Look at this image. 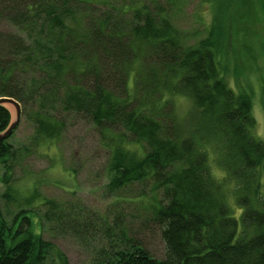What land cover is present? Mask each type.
<instances>
[{"label":"trees","instance_id":"16d2710c","mask_svg":"<svg viewBox=\"0 0 264 264\" xmlns=\"http://www.w3.org/2000/svg\"><path fill=\"white\" fill-rule=\"evenodd\" d=\"M213 1L208 35L190 45L175 18L183 0H0V97L21 103L33 144L58 142L84 120L110 155L105 190L118 208L100 216L104 241L90 264H264V140L254 133L252 95L228 80L247 0ZM177 96L190 102L186 122L171 109ZM12 121L0 104V133ZM9 139L0 140V264H68L43 226L69 217L84 227L95 212L73 216L55 199L36 202L37 189L20 201L16 161L29 147ZM125 201L145 204L164 258L130 235Z\"/></svg>","mask_w":264,"mask_h":264},{"label":"rangeland","instance_id":"374dc122","mask_svg":"<svg viewBox=\"0 0 264 264\" xmlns=\"http://www.w3.org/2000/svg\"><path fill=\"white\" fill-rule=\"evenodd\" d=\"M214 2L217 1L183 0L181 3L175 18L178 26L188 36L187 41L190 45L208 35L210 23L214 18ZM263 3L264 0H247L244 4L247 18L241 23L238 34L236 31L231 36L236 51L231 55L235 61L230 66L236 74L231 70L228 80L236 91L246 90L252 95L253 115L256 118L254 133L264 140ZM249 10L251 13H248ZM130 84L133 87L131 82ZM6 107L10 109L14 118L15 107L10 104ZM190 108L189 100L182 99L181 96L172 99L171 109L176 110L175 118L179 123L189 120V118L186 120V112ZM34 132V124L22 114L19 126L9 139L17 148L29 147L27 153L16 161V194L20 201H24L25 197L37 189L35 191L41 194L36 202L41 198L55 199L73 216L77 213L82 215L83 207L92 213L95 212L94 218L87 221V226L81 227L80 223H75L68 217L65 226L47 222L42 232L45 238L55 243L67 256L68 264H90L95 258L96 249L104 241V225L100 216H106L107 213L115 214L118 208L115 207V198L105 190L109 182L110 160V155L103 146L105 142H102L96 127L88 125L84 120L74 121L58 142L45 140L41 145H35ZM138 146L140 144L130 145L131 149ZM208 151L214 175L218 180H223L226 172L218 161V151L214 147ZM224 183L229 204L236 214L235 217L241 222L242 209L233 197L234 184L228 180ZM141 188L139 186L138 190L133 191L131 196L135 197L130 198L140 200L137 195ZM143 206L144 203L125 201L119 209L125 215L124 221L129 226L130 235L139 239L155 257L164 258L166 244L161 229L148 221L149 213ZM14 207L18 208V204ZM41 210L43 211L42 206L37 213ZM111 221L114 222L113 217ZM39 228L41 229V226L38 224Z\"/></svg>","mask_w":264,"mask_h":264},{"label":"water","instance_id":"95a60500","mask_svg":"<svg viewBox=\"0 0 264 264\" xmlns=\"http://www.w3.org/2000/svg\"><path fill=\"white\" fill-rule=\"evenodd\" d=\"M6 103L13 104V106L16 109V114L11 125L8 128H6V130L0 133V140H5L11 137L13 132L19 126L22 117V105L17 99H15L14 97H6V96L0 97V104L6 105Z\"/></svg>","mask_w":264,"mask_h":264},{"label":"bare ground","instance_id":"6f19581e","mask_svg":"<svg viewBox=\"0 0 264 264\" xmlns=\"http://www.w3.org/2000/svg\"><path fill=\"white\" fill-rule=\"evenodd\" d=\"M9 104H10L11 106L13 105V104H11V103H6V106H8ZM13 107H14V106H13Z\"/></svg>","mask_w":264,"mask_h":264}]
</instances>
